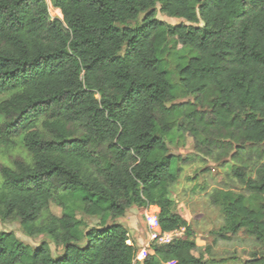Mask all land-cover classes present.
Returning <instances> with one entry per match:
<instances>
[{
  "label": "trees",
  "instance_id": "16d2710c",
  "mask_svg": "<svg viewBox=\"0 0 264 264\" xmlns=\"http://www.w3.org/2000/svg\"><path fill=\"white\" fill-rule=\"evenodd\" d=\"M52 4L63 20L46 0H0V151L20 139L28 153L0 165V219L62 252L0 232V264H133L117 220L148 205L164 232L185 233L137 264H206L172 198L196 159L224 172L208 200L226 239H253L262 251L245 264H264V0ZM175 132L193 138L194 157L171 153Z\"/></svg>",
  "mask_w": 264,
  "mask_h": 264
},
{
  "label": "rangeland",
  "instance_id": "374dc122",
  "mask_svg": "<svg viewBox=\"0 0 264 264\" xmlns=\"http://www.w3.org/2000/svg\"><path fill=\"white\" fill-rule=\"evenodd\" d=\"M157 18L173 26L182 23V21L169 18L159 8H157ZM142 19L143 17L137 22H130L127 27L135 28L142 22ZM170 150L173 155L182 158L196 155L193 138L190 135L185 136L176 132L171 137ZM27 156L28 153L23 148L21 140L17 139L14 147L0 151V165H11L15 158ZM181 167L182 172L177 185L172 190V198L175 201L177 212L188 221V224L193 229L195 233L194 240L200 248L199 253L205 256L204 262L206 264H245L248 254L262 251V247L249 237L240 235L229 240L226 239L229 234L223 232V228L226 226V218L222 214L221 207L213 206L208 200V194L225 183L223 181V170H220L218 165L211 160L202 161L199 159L188 165H181ZM176 168L177 164L174 163L172 170L174 174L176 173ZM205 170L206 172L201 173ZM0 183H2L1 180ZM226 184L228 185L226 188L241 190V187L234 181L230 182L228 180ZM202 186L205 187V190H202ZM134 209L132 208L130 211ZM51 211L56 215L61 214V210L55 205H51ZM136 211L138 217L137 228L140 231L139 233L144 235L143 212L142 210ZM97 224L96 220H91L89 225L94 227L98 226ZM107 225H109L108 222H102V226ZM0 232L13 233L20 242L33 250H36L43 242H47L55 258L62 252L55 248L54 244L46 236L38 238L27 236L17 222H3L0 219ZM130 238L134 241L132 236ZM146 245L139 249L142 250V255ZM207 249H209V252H207ZM199 253H195V255L199 256Z\"/></svg>",
  "mask_w": 264,
  "mask_h": 264
},
{
  "label": "built area",
  "instance_id": "2783aa9c",
  "mask_svg": "<svg viewBox=\"0 0 264 264\" xmlns=\"http://www.w3.org/2000/svg\"><path fill=\"white\" fill-rule=\"evenodd\" d=\"M49 8V13L52 20H63L62 13L59 9L55 8L52 4V0H46ZM143 221L146 227V233L148 235V242L146 248L152 244L157 245H170L175 241L179 240L183 237L185 233V229L173 231V232H164L162 230L160 221H159V210L157 207L148 205L143 214ZM129 245H131V241L129 240ZM133 246V245H132ZM145 248V249H146ZM145 251V250H144ZM141 256V257H140ZM143 255H140L138 252L134 259L133 264H137Z\"/></svg>",
  "mask_w": 264,
  "mask_h": 264
},
{
  "label": "crops",
  "instance_id": "0c3cea01",
  "mask_svg": "<svg viewBox=\"0 0 264 264\" xmlns=\"http://www.w3.org/2000/svg\"><path fill=\"white\" fill-rule=\"evenodd\" d=\"M117 223L123 225L128 230L129 237L132 236V239L134 240V241H132L131 238H130L131 245H133L134 247H136L138 249V253L140 255H142L141 254V251L142 250H139V249H141L143 247V245L147 244V242H148V235L146 233L145 224H143L144 225L145 234L144 235H141L139 233L140 231H138V228H137L138 227V217H137V211H136V209H134L132 211L129 210L124 218H121V219H118L117 220ZM145 247L146 246H144V248Z\"/></svg>",
  "mask_w": 264,
  "mask_h": 264
}]
</instances>
